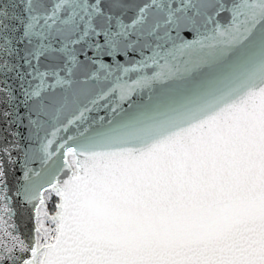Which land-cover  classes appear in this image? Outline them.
Masks as SVG:
<instances>
[{"label": "snow or ice", "instance_id": "1", "mask_svg": "<svg viewBox=\"0 0 264 264\" xmlns=\"http://www.w3.org/2000/svg\"><path fill=\"white\" fill-rule=\"evenodd\" d=\"M0 124V264H264V0H0Z\"/></svg>", "mask_w": 264, "mask_h": 264}, {"label": "water", "instance_id": "2", "mask_svg": "<svg viewBox=\"0 0 264 264\" xmlns=\"http://www.w3.org/2000/svg\"><path fill=\"white\" fill-rule=\"evenodd\" d=\"M103 114V113H101ZM0 127H2V124H0ZM14 158L18 159L19 163L16 165V173H14L15 175H19V168L20 165L23 163V157L22 156H17L16 153H13ZM32 167H34L35 169L39 170L40 168V163L37 161L36 163L31 165ZM16 208H17V223L21 225L22 228V234L23 231L26 228H31V220H30V213L28 211V209L19 204V202H16Z\"/></svg>", "mask_w": 264, "mask_h": 264}]
</instances>
